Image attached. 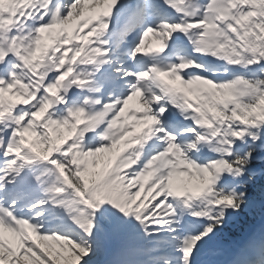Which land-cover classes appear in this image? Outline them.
<instances>
[{"label":"snow or ice","instance_id":"1","mask_svg":"<svg viewBox=\"0 0 264 264\" xmlns=\"http://www.w3.org/2000/svg\"><path fill=\"white\" fill-rule=\"evenodd\" d=\"M0 264H264V0H0Z\"/></svg>","mask_w":264,"mask_h":264},{"label":"bare ground","instance_id":"2","mask_svg":"<svg viewBox=\"0 0 264 264\" xmlns=\"http://www.w3.org/2000/svg\"><path fill=\"white\" fill-rule=\"evenodd\" d=\"M131 103V102H130Z\"/></svg>","mask_w":264,"mask_h":264}]
</instances>
